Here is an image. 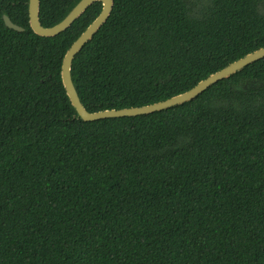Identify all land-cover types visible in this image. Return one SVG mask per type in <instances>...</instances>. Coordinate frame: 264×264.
Segmentation results:
<instances>
[{
  "label": "trees",
  "instance_id": "16d2710c",
  "mask_svg": "<svg viewBox=\"0 0 264 264\" xmlns=\"http://www.w3.org/2000/svg\"><path fill=\"white\" fill-rule=\"evenodd\" d=\"M77 1L40 0V22ZM101 8L41 36L28 0H0V264H264V57L87 121L61 65ZM261 46L264 0H114L71 72L89 111L140 106Z\"/></svg>",
  "mask_w": 264,
  "mask_h": 264
},
{
  "label": "water",
  "instance_id": "95a60500",
  "mask_svg": "<svg viewBox=\"0 0 264 264\" xmlns=\"http://www.w3.org/2000/svg\"><path fill=\"white\" fill-rule=\"evenodd\" d=\"M100 1L102 8L99 14L90 22V24L80 33L66 50L62 65L61 79L66 93L74 106L76 115L84 120L91 121L107 117L134 116L151 113L154 111L169 108L189 101L203 92L217 81L228 78L237 71L242 70L246 65L264 57V46L250 51L243 56L230 62L223 68L210 73L206 78L199 80L193 87L186 91L175 94L164 100L144 104L140 106H130L123 108H108L96 111H89L84 106L75 87L72 78V62L75 55L81 50L86 42L92 39L97 30L106 22L114 5V0H78L69 12L56 24L44 26L40 22V0H28L29 24L31 29L41 36H54L67 29L74 20H76L92 3ZM5 24L9 28L18 31L24 30V27L14 23L7 14H3Z\"/></svg>",
  "mask_w": 264,
  "mask_h": 264
}]
</instances>
